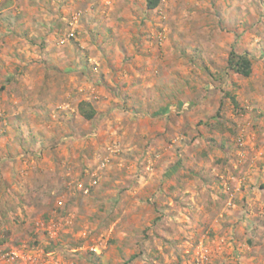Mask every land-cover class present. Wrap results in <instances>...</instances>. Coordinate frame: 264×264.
I'll use <instances>...</instances> for the list:
<instances>
[{"label":"rangeland","instance_id":"obj_1","mask_svg":"<svg viewBox=\"0 0 264 264\" xmlns=\"http://www.w3.org/2000/svg\"><path fill=\"white\" fill-rule=\"evenodd\" d=\"M0 249L264 264V0H0Z\"/></svg>","mask_w":264,"mask_h":264},{"label":"trees","instance_id":"obj_2","mask_svg":"<svg viewBox=\"0 0 264 264\" xmlns=\"http://www.w3.org/2000/svg\"><path fill=\"white\" fill-rule=\"evenodd\" d=\"M147 8H155L159 0H145ZM227 66L233 72L248 77L251 74L252 59L247 52L231 51L227 58ZM80 114L86 119H91L95 114V109L88 100H81L78 103Z\"/></svg>","mask_w":264,"mask_h":264},{"label":"built area","instance_id":"obj_3","mask_svg":"<svg viewBox=\"0 0 264 264\" xmlns=\"http://www.w3.org/2000/svg\"><path fill=\"white\" fill-rule=\"evenodd\" d=\"M17 253L14 251L5 252L4 250L0 249V264H8L9 262L13 261Z\"/></svg>","mask_w":264,"mask_h":264},{"label":"crops","instance_id":"obj_4","mask_svg":"<svg viewBox=\"0 0 264 264\" xmlns=\"http://www.w3.org/2000/svg\"><path fill=\"white\" fill-rule=\"evenodd\" d=\"M3 5H4V3H3ZM4 6H6V4L4 5ZM18 12V11H17ZM21 19V18H20ZM20 19H17V21L14 23L15 24V26H16V28H18V27H20L21 25H22V23H23V20H20ZM22 22V23H21ZM27 27V26H26ZM33 32V31H32Z\"/></svg>","mask_w":264,"mask_h":264}]
</instances>
